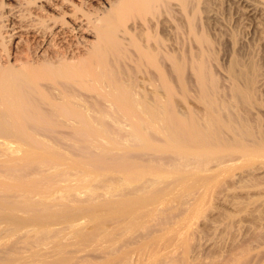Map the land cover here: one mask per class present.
<instances>
[{
    "label": "rangeland",
    "instance_id": "rangeland-1",
    "mask_svg": "<svg viewBox=\"0 0 264 264\" xmlns=\"http://www.w3.org/2000/svg\"><path fill=\"white\" fill-rule=\"evenodd\" d=\"M29 1L0 0V27L27 25L23 17L28 9L42 17L41 5ZM62 2L68 4L58 11L45 8L48 14L65 12L71 17L76 8L78 14L89 11L95 17L112 7L113 12L102 16L109 27L103 29L113 28L115 37L123 41L125 59L109 60L111 74L117 88L139 101H131V111L113 105L106 101L108 89L99 81L95 82L99 87L94 85L92 78L71 79L74 85L71 80L62 81L56 88L59 79L41 83L47 98L73 94L80 102L77 105L74 99L75 110L90 119L92 133L77 119L65 123L67 120L51 117L50 122L25 126L41 144L37 150L42 156L47 154L50 166L24 161L31 144L27 140L11 138L5 147L0 146V181L10 178V182L19 180L30 186V182L37 185L41 180L43 187L47 181L53 182L59 188L57 200H63L49 220L41 219L47 229L38 233L19 213L22 222L12 228L11 216L4 215V210L14 193L0 198V264H264V153L245 157L234 149L261 143L257 139L264 134V12L257 0H148L138 8L126 0ZM67 16L61 19L69 27L72 24ZM20 36L23 42L18 44L4 33L0 36V50L6 49L1 50L3 60L8 55L14 63L17 55L37 48L30 35ZM76 37L65 49L62 46L73 64L86 56V50L76 49L94 43L95 33L79 32ZM27 46L35 47L29 50ZM62 48L59 51L63 53ZM141 48H150L153 60L138 59ZM234 63L235 69L240 67L258 80L253 96L262 112L253 111L246 120V137L242 130L238 134L233 130L241 125L243 116L236 101L240 95L232 89L228 74ZM164 82L172 90L168 99ZM245 83L241 81L239 86ZM132 114L143 121L131 118ZM211 122L216 123V130L221 129L217 138L205 133L209 138L202 142L207 147L202 142L195 143L204 146L201 148L176 140L179 130L191 126L198 128L197 132L210 130ZM224 127L233 128L236 135L229 133L234 134L229 139L230 131ZM6 161L12 162L6 166ZM68 189L72 191L66 194ZM148 204L153 206L147 209ZM90 209L94 213H89ZM128 209L139 212L124 216ZM72 217L74 227L63 221ZM91 234L95 237L90 238Z\"/></svg>",
    "mask_w": 264,
    "mask_h": 264
},
{
    "label": "bare ground",
    "instance_id": "bare-ground-1",
    "mask_svg": "<svg viewBox=\"0 0 264 264\" xmlns=\"http://www.w3.org/2000/svg\"><path fill=\"white\" fill-rule=\"evenodd\" d=\"M62 1L63 0H31L28 2L29 4L35 5V3H38L39 5H41V6H39V8H40V12H41L40 15L42 17H38V16L36 17V15H34L35 13H33V11H30V9H28V11L25 12L26 17H23L28 22L27 25L23 24L24 26L19 25L20 27H16L18 25L14 24V26L15 25L16 26L13 27V24L9 25L7 23L6 25H3V26L1 25L2 28L0 27V36L3 35V33H4V36L9 38V40L11 39L13 42L18 40V42L16 44L21 43L20 41L23 42L20 34L21 35L25 34L27 36V38H28V35H30L29 37L34 40L33 42L37 43V48H34L35 46L33 47L36 51L32 47H30L31 46L30 45L29 47L31 49H33V53H32V51H29V53L27 51V54H25V55L23 54L24 52L22 53V55L20 54V56L17 55L14 63H10V61L8 59L9 58L8 55H7V58H5L6 60H3V56H2L3 54H1L2 49L0 50V142H1L0 146L4 145V147H5L6 140L11 139V138L16 139V140H27L31 144L28 143L29 148H27V149L29 152L24 154L25 156L23 155V159H24V161H30V163L33 162V163H36L37 165L39 164L40 166H46V165L50 164L49 161L45 157L47 154H45V156H42L39 154L41 152H38L37 147L38 148L41 147V144L39 146V142L36 141V138L34 137L33 134H30L25 129V126H30V125H34V124L39 125V124H44L45 122H50L52 120L51 117H53V120H54V118H55V120H56V118L58 120L61 119L62 122L67 120L65 123L74 122V121L79 120V122H81V124L83 123L82 125H85L87 127L86 128L85 126H83L86 129H88L89 125H90V119L87 118L85 115H83L81 113V111H79L77 109L75 110V107L77 105H79L80 102H78V100L74 97L73 94H71L73 96V98H72V96H69V95L62 97V93H61V96L56 94L57 96H55V97L52 96V98H47L43 95V93H42L43 91L41 89V86L44 82H48L47 84H49V83L51 84V82L53 83V81H57L59 79L58 82L54 83V85L55 84L56 85L53 86V88L54 87L56 88L57 83L59 85V83H61L62 81L67 82V80H68L70 82L71 79L75 80L76 78L83 79V80H85L86 78L87 79L92 78V79H94L93 80L94 83L99 81L101 83V86H105L108 89V90L106 89L108 91V92H106V95H107V93L108 94L110 93V94L107 95L108 99H106V101H108V100H109V102L111 101L113 105L116 104L119 106L121 104L125 107V110H126V108H128L129 111H131L130 109L134 108V107H132L133 102L135 101V103H136V101H139L137 99L133 100L131 97H130L131 98V100H130L129 95H128V91H126L127 95H125L126 93L124 91L122 92L123 89L122 90L120 89L121 88L119 86L120 84L118 85L120 88L119 87L117 88L116 87L117 86L116 81H114V76L111 74V67L109 64L110 63L109 60L112 58L113 61H116V59H118L120 56L121 57L124 56V55H122L123 46L121 44L123 41L121 39H120L121 41H119V39H117V37H115L116 36L115 32L111 31V30H113V28H111V30L109 29V31L105 30V29L109 28V27H107L108 22L106 21L107 24L104 25L103 22L105 20L104 21L102 20L103 14H107L109 11L113 12L112 7L109 5L108 11L105 9L106 11H103V13H101L100 15L97 14L95 16L96 18L93 17L94 14H92L91 12H89L87 10H86L87 12L84 11V13L82 12V13L78 14L77 13L78 10L76 8H74L75 10L72 11L71 14L68 13L71 17L67 16V14L65 12H63L62 15H59V14L58 15H53V14L50 15V14H48V12L45 8H47V9L49 8L50 10H52V12H54V11H58L62 7V5L68 4L67 2H62ZM90 1H97V0H85V2H90ZM126 1L132 8L142 7V6L149 3L148 0H126ZM257 4H258L257 6H259V8L264 12V0H257ZM65 16H67L66 18L69 19V22H71V24L73 25L74 28H69L72 25H70L68 27V23H65L62 20ZM104 16H106V15H104ZM23 21H21V22L23 23ZM101 22H102V24H101ZM22 23H21V25H22ZM103 26H106L107 28L105 27L103 29ZM79 32H81V34L82 33L86 34L87 32H89V33L94 32L95 33V40L93 41L94 43L82 44L81 46H79V44H78L79 42L77 43L75 41L77 43V45L79 46V48L75 47V48H77L76 50L77 51L79 49H82V50L84 49V51L86 50V52H85L86 56L84 58H82L81 60L79 59V61L77 60V63L73 64V63H70L71 61H69L67 59L68 58V56H67L68 52H64V49H65L64 47L66 45H69V43H71L74 39H76L77 38L76 34H78ZM26 36H25V38H26ZM27 38H26V40H27ZM124 40H125V38H124ZM25 42H28V41H25ZM76 43H74V46ZM86 43H87V41H86ZM29 44H30V42H29ZM62 46L64 49L62 48ZM29 47L27 46L28 49H29ZM60 48L63 49V53L59 51ZM66 48H68V47H66ZM4 50H6V49L4 48L2 51H4ZM144 50H142V48H141L137 51L138 55H136V56L138 59H141V57L142 58L145 57V59L146 58L151 59L154 56V55H151L152 53H150L151 52L150 48H149V51H147L148 49H144ZM5 52H7V51H5ZM5 52H3V53H5ZM4 57H6V55ZM13 59H14V57H13ZM123 59H125V58H123ZM11 60H12V58H11ZM151 60H153V59H151ZM3 61H5V64L1 63ZM235 65L236 64L234 63V66L230 67L231 71L229 70L230 73H228V74L230 75V79L232 81L231 82L233 85L232 89H234L235 92L240 95V97L236 95L237 96L236 101L239 100V103L241 104V109L243 111L241 114L243 116L241 118H239L241 121V125L239 124L237 129L232 128L233 130H236L237 131L236 134H238L239 129H240L239 132H241V130L244 133L246 132L247 124H248V123L246 124V122H247L246 120H249V118L251 117L250 115H251V113H253V111H256V112H262V111L256 107V102L254 101V96H253L254 91H255L254 90L255 84L258 81V80L256 81V76L253 77L252 73H249V75L252 74L251 76H249L247 70H246V72H247V74H246L245 70L243 71V69H241L239 66H237V67H239L244 73L238 72L237 70L239 68L235 69ZM237 65H239V64H237ZM232 68L234 70H236L237 72L233 71ZM240 69H239V71H241ZM251 70H253V69H251ZM249 72H251V71H249ZM162 77L163 76H161V78ZM163 79H164V77H163ZM241 81H242V84H243V82L244 83L246 82L243 87H241L242 84H240L241 86H239V83ZM63 82H62V84H64ZM72 82H70V83H72ZM80 82L78 84H80ZM103 83H104V85H102ZM164 83H165V91H166L165 92L166 93L165 98H167L169 93H171L170 92L171 88L169 89L167 83L166 82H164ZM72 84L74 85V82ZM82 84H83V81H82ZM82 84L80 85V87H82ZM97 84L95 83L94 85H97ZM109 88L110 89L112 88L111 92H109V90H110ZM100 89H102V87ZM117 89H120V90H117ZM57 90H59V89H57ZM112 91H114V92L112 93ZM104 94H105V92H104ZM113 94H114V96H113ZM121 94L123 95V97ZM63 95H65V94L63 93ZM124 95L127 97H124ZM107 96H106V98H107ZM60 97H61V99H60ZM74 99L76 100V104H77L76 106L74 105L75 104ZM102 99H105V98H102ZM132 100H133V102H131ZM152 101H157V100L152 99ZM122 102H123V104H122ZM143 103H144V99H143ZM145 103H147V102H145ZM121 105L119 107H121ZM159 106H161V105H159ZM124 107H123V109H124ZM156 107H157V105H156ZM167 108H168V104H167ZM149 111H151V110H149ZM163 111H165V110H163ZM151 113H156V112H151ZM168 114H169V112H168ZM135 115H136V113H135ZM147 115L148 114H146V116ZM136 116H133V114H132L131 118L135 117L137 120H139L141 118V117H139V119H138ZM153 116H155V114ZM161 116L163 117L162 114H161ZM148 117H149V115H148ZM157 118L158 117H156V119ZM49 119H51V120H49ZM75 119H77V120H75ZM156 119H155V122H156ZM162 119H164V118H162ZM61 120H60V122H61ZM144 120H145V117H144ZM202 120L204 121V119H202ZM142 121H143V119H142ZM240 121H238L237 123H239ZM207 123H209V122H207ZM211 124H212V122H211ZM211 124H208V125H210L209 126L210 130H204L201 132L200 131L197 132L196 130L198 128L190 125L191 127H188V129L186 128L185 130H181V131L179 130V132H177V130H176L177 124L173 123L174 129L177 132L176 133V137H177L176 140H179L178 138H180L181 140H184V142H186V143L187 142L188 143H194V144L197 142L201 143L202 139L205 140V138L207 136V135H205V133L208 134V132H209V134H208L209 136H212L214 134L218 135L217 132L221 128L217 127L219 129L216 130V128H215L216 126L214 125L216 123L212 124L214 127L213 126L211 127ZM221 125H220V127L223 128V126H221ZM224 126H226V125H224ZM195 128H196V130H195ZM224 128H226L227 131H230V132H228V134L233 132L231 127L229 129H231L232 131L227 129L228 127H224ZM248 128H249V125H248ZM222 130H220V132ZM91 133H92V130H91ZM221 133H223V131ZM246 133H248V132H246ZM261 133H262V131H261ZM234 134H233V137H234ZM245 134H242L243 138H244ZM250 134H251V132L249 133V135ZM215 135L213 137H215ZM217 135L215 138H217ZM247 135L248 134H246L245 137ZM254 136H256V134ZM260 136H261V139L259 138V140L257 139V141H260L261 143L255 142L256 143V145H255V143L252 142V143H254V145L256 147H254L253 144L251 143L252 145L249 144L250 148L248 147L249 145L243 146V144L239 145V146L237 145V146H235V148L234 147L233 148L235 149V151L238 154L245 156V157H251V156L256 155V154H263L264 153V134L262 133ZM233 137L231 134L229 139H231ZM256 137H259V136H256ZM208 138H206V141ZM215 138H213V139H215ZM219 138H221V137H219ZM203 142H202V144L204 145ZM257 144H259V145H257ZM196 145L200 146L201 144H195V146ZM209 145H210V143H209ZM226 145H228V144H226ZM173 146H175V145H173ZM204 146H200V147L202 148ZM189 147H187V148H189ZM205 147H207V146H205ZM190 148H192V147H190ZM1 149H3V148H1ZM3 150L6 154H9V155L13 154V151L9 150L8 148H4ZM190 150H192V149H190ZM208 151H212V150L209 149ZM14 153H16V151H14ZM20 153H18V154L20 155ZM53 161L56 162L54 160V158L52 159L51 162L53 163ZM11 162L12 161H6L4 163V165L8 166V165H10ZM14 162H17V161H14ZM46 162H47V164H46ZM30 163H28V164H30ZM44 163H45V165H44ZM38 166H36V167H38ZM48 166H50V165H48ZM41 168H44V167H41ZM38 169H40V168H38ZM46 178H47V176H46ZM52 178H54V174H53ZM41 179L43 180L42 177H41ZM9 180H10V178L9 179L7 178L6 181L5 180L0 181V198L4 195H7L8 193H12V192L14 193L12 199L7 202V204L5 206L6 209L4 210V212H5L4 215L7 214V216L8 215L11 216V217L9 216L11 222L9 220L5 219V217H7V216L4 217V215H3V218L6 221L12 223L11 225H13L12 226V228H13L15 225H19L20 221L22 222L23 218L22 219L19 218L20 217L18 215V213H19V214H21V216H25V218H26L25 220L33 228V230H35L38 233H42L44 231V229H47V228H44V226L41 223V219L49 220L51 218L53 209L55 207L63 204V200H61V199L57 200V198H56V195L58 194L59 188L56 189L54 183L49 182V181H47L46 186L43 187L41 184V180L38 182L37 185L34 184V182L33 183L30 182V186H29V184H27V182L25 183V182H21L19 180H11V182H10ZM54 180H56V177ZM45 182L46 181H44V183ZM32 184H34V185H32ZM71 191H72V189H68L65 193L69 194ZM34 198H37V200L34 201ZM120 203L130 204L132 202H130V201L124 202V200H121ZM152 206H153V204H148V205H146V208L149 209ZM88 211H89V213H94L93 209H90ZM138 212H139L138 209H128L123 215L128 216V217H132V216L137 215ZM63 221L68 222L72 227H74V218L73 217L67 218ZM30 226H28V227H30ZM94 237H95V234L90 235V238H94ZM19 264H22V263H19Z\"/></svg>",
    "mask_w": 264,
    "mask_h": 264
}]
</instances>
